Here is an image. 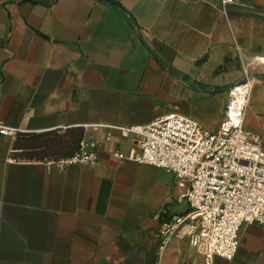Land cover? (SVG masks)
<instances>
[{"label":"crops","instance_id":"1","mask_svg":"<svg viewBox=\"0 0 264 264\" xmlns=\"http://www.w3.org/2000/svg\"><path fill=\"white\" fill-rule=\"evenodd\" d=\"M118 1L0 0V122L17 130L0 135V264H203L187 227L160 249L185 191L115 156L136 145L109 126L178 112L216 131L248 73L244 125L264 142V0ZM72 131L96 142L95 163L58 164L79 144H33ZM215 264H264V227L243 225L234 259Z\"/></svg>","mask_w":264,"mask_h":264},{"label":"built area","instance_id":"2","mask_svg":"<svg viewBox=\"0 0 264 264\" xmlns=\"http://www.w3.org/2000/svg\"><path fill=\"white\" fill-rule=\"evenodd\" d=\"M244 1L221 0V5L227 10ZM255 80L246 73L240 83L229 88L224 118L216 131L178 112L147 125L109 126L124 137H133L136 145L127 153L116 151L115 156L166 169L185 191L189 209L163 221L160 249L187 227L189 244L203 264H215L216 258L230 262L239 249L243 225L264 227V142L259 133L244 125ZM16 132L0 122V135ZM110 137L108 133L106 139ZM97 160L96 142L85 137L76 152L58 164H91Z\"/></svg>","mask_w":264,"mask_h":264},{"label":"trees","instance_id":"3","mask_svg":"<svg viewBox=\"0 0 264 264\" xmlns=\"http://www.w3.org/2000/svg\"><path fill=\"white\" fill-rule=\"evenodd\" d=\"M105 3H111L118 7H123L118 0H100ZM19 133V132H18ZM81 138V133L78 131H72L69 134L63 135L57 132L36 135L33 139V144L37 147H44L46 149H67L70 154H72L79 144Z\"/></svg>","mask_w":264,"mask_h":264}]
</instances>
